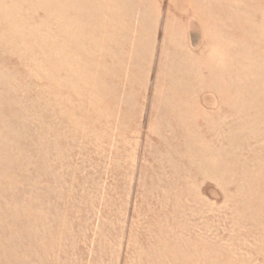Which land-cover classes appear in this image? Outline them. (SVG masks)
<instances>
[{"label":"rangeland","instance_id":"obj_1","mask_svg":"<svg viewBox=\"0 0 264 264\" xmlns=\"http://www.w3.org/2000/svg\"><path fill=\"white\" fill-rule=\"evenodd\" d=\"M0 264H264V0H0Z\"/></svg>","mask_w":264,"mask_h":264},{"label":"bare ground","instance_id":"obj_2","mask_svg":"<svg viewBox=\"0 0 264 264\" xmlns=\"http://www.w3.org/2000/svg\"><path fill=\"white\" fill-rule=\"evenodd\" d=\"M231 9V8H230Z\"/></svg>","mask_w":264,"mask_h":264}]
</instances>
